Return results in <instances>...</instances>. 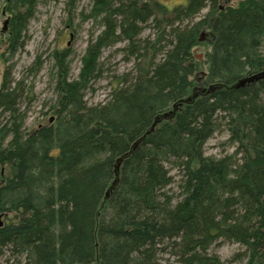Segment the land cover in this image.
<instances>
[{"label": "trees", "instance_id": "obj_1", "mask_svg": "<svg viewBox=\"0 0 264 264\" xmlns=\"http://www.w3.org/2000/svg\"><path fill=\"white\" fill-rule=\"evenodd\" d=\"M34 4L5 0L12 30L24 27ZM90 15L104 29L89 41L76 80L56 56L52 124L22 137L19 88L6 77L0 85V110L10 115L0 129V251L25 254L26 264H169L159 253L177 246L178 264H221L206 252L222 238L245 248V264H261L264 79L232 86L264 69V0H187L171 10L159 0H93ZM148 23L154 36L142 39ZM202 32L204 66L193 54ZM120 42L133 76L116 78L108 100L88 105L103 50ZM218 123L239 158L205 155ZM168 165L179 171V196L166 192Z\"/></svg>", "mask_w": 264, "mask_h": 264}, {"label": "rangeland", "instance_id": "obj_2", "mask_svg": "<svg viewBox=\"0 0 264 264\" xmlns=\"http://www.w3.org/2000/svg\"><path fill=\"white\" fill-rule=\"evenodd\" d=\"M32 17L23 28H11V14L5 10V0H0V85L4 77L9 87L17 90V117L20 132L24 137L40 125H50L56 115L52 110L57 102L56 75L58 66L56 56L65 58L68 80H76L82 68V58L88 43L104 29L101 20H94L90 15L93 0H34ZM220 5H235L239 0H216ZM168 10L185 5L187 0H159ZM203 9L199 17L206 14ZM101 17V16H100ZM99 19V18H98ZM5 21V30L2 31ZM11 32V33H10ZM155 30L148 23L141 38H152ZM11 38L16 37L15 51L9 53ZM204 32L202 43L193 50L195 59L203 65L204 54L209 51L205 44ZM126 43L120 42L103 50L100 57L101 75L90 82L85 90L84 100L88 105L103 103L109 99L111 85L116 78L124 75L133 76V60H128L124 52ZM261 52L264 53V43ZM204 66V65H203ZM127 77V81L128 78ZM19 85V86H18ZM120 84L119 86H121ZM10 121L9 112L0 110V129ZM7 136L5 142L11 140ZM236 145L229 140L225 126L218 123L214 134L204 145L206 156L222 158L235 155ZM172 177L166 188L169 195L179 196L181 191L179 171L167 166ZM2 251V252H1ZM0 252V264H26L25 254L12 255L10 248ZM179 250L167 247L158 258L169 264H178ZM245 248L239 244L220 238L209 246L206 255L216 257L221 264H245ZM261 264H264V258Z\"/></svg>", "mask_w": 264, "mask_h": 264}, {"label": "water", "instance_id": "obj_3", "mask_svg": "<svg viewBox=\"0 0 264 264\" xmlns=\"http://www.w3.org/2000/svg\"><path fill=\"white\" fill-rule=\"evenodd\" d=\"M7 23V21H5L4 23V26H3V29L2 31L5 30V24ZM264 79V69L256 74H252V75H248V76H245L243 78H241L234 86H232L234 89H237V88H241V87H244L245 85L247 84H250V83H254V82H257L258 80H262ZM216 88H212L210 87L208 90H205V89H200L197 94H194L193 97H197L198 96V93H209L211 92L212 90H214ZM188 101H190V98H187L186 100H182L180 101L178 104H174L173 105V110L169 111L168 113H165L161 116V118L163 119H166L168 118L170 115H172L174 113V111L177 109V107H180L183 105V103H187ZM160 121V118L156 119V121L154 122V124L152 125L150 131H153V128L155 126L156 123H158ZM149 132V131H148ZM147 132V133H148ZM137 144L134 145L133 149L136 147ZM127 156V154L123 155L122 157H120L117 161H116V165H115V169H114V176H115V179L114 181L112 182V185L110 187V190H112L115 186V184L117 183V177H118V173H119V167H120V164L122 162V159L125 158ZM106 193V196L105 198L108 197V194H109V191ZM1 225V223H0Z\"/></svg>", "mask_w": 264, "mask_h": 264}]
</instances>
